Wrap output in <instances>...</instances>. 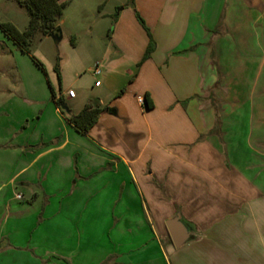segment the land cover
Listing matches in <instances>:
<instances>
[{"label":"crops","instance_id":"0c3cea01","mask_svg":"<svg viewBox=\"0 0 264 264\" xmlns=\"http://www.w3.org/2000/svg\"><path fill=\"white\" fill-rule=\"evenodd\" d=\"M134 4L151 57L147 34L136 63L105 54L100 86L79 97L62 76L73 114L109 109L87 135L37 65L46 80L1 112L0 264H264V0ZM116 33L121 62L135 39Z\"/></svg>","mask_w":264,"mask_h":264},{"label":"rangeland","instance_id":"374dc122","mask_svg":"<svg viewBox=\"0 0 264 264\" xmlns=\"http://www.w3.org/2000/svg\"><path fill=\"white\" fill-rule=\"evenodd\" d=\"M67 1L69 6L61 19L58 38L45 39L40 34L36 35L32 55L45 65L56 93L60 92L54 70V66L58 65L61 78L63 76L66 84H72V91L79 97L82 92L93 88L97 80L103 81V75L95 77L93 70L99 65L101 71H104L101 58L105 54L108 61H116L115 65L120 67L133 61L136 63L137 52L141 47L139 41L142 38L147 40V33L139 24L135 12L130 9V0ZM120 14L122 19L117 23ZM0 22L11 23L23 32L29 25V16L25 8L17 2L0 0ZM115 30L118 32L116 38L114 37L117 46L125 45V41H119L124 40L126 34L135 39L132 45L125 46L124 59L121 62H118V58L122 54L111 47ZM17 49L0 30V115L2 111L10 109L11 105L5 106L13 95L18 99L28 96L24 87L28 80L35 79L37 75L46 80L45 74L35 67L34 61L29 56L21 57ZM22 58L26 64L21 63ZM102 90L103 88L97 92Z\"/></svg>","mask_w":264,"mask_h":264},{"label":"trees","instance_id":"16d2710c","mask_svg":"<svg viewBox=\"0 0 264 264\" xmlns=\"http://www.w3.org/2000/svg\"><path fill=\"white\" fill-rule=\"evenodd\" d=\"M17 2L22 8H25L29 16V25L23 32L19 31L11 23H1V32L10 39L18 49L28 55L34 63L46 74L45 66L32 55L33 40L36 35L40 34L42 37H55L60 33V22L65 10L69 6L67 0H13ZM129 6L134 9L136 18L142 28L146 31L149 37V44L146 53L141 63L147 61L152 53L156 49V43L153 39L150 29L148 28L145 20L136 11L134 0H130ZM55 73L57 75L58 83L61 86L62 78L59 66H55ZM125 88H123L118 96L123 95ZM52 98L55 101L62 114L65 116L67 122L74 127V129L81 135H87L90 130L98 123L101 115L105 111H109L108 108L102 107L99 103L90 101L82 109L79 114H73L71 109L66 103L64 96H62V90L56 93L53 87H51ZM144 106L147 109H151L152 105L149 100V96L144 98ZM67 108L64 109L63 106Z\"/></svg>","mask_w":264,"mask_h":264},{"label":"water","instance_id":"95a60500","mask_svg":"<svg viewBox=\"0 0 264 264\" xmlns=\"http://www.w3.org/2000/svg\"><path fill=\"white\" fill-rule=\"evenodd\" d=\"M63 108L66 109L67 106L64 105ZM167 226H168V229L170 231L171 237L173 239V242L176 248H180L188 240H190V236L188 232L186 231L184 224L181 221L180 215H178L173 220L169 221L167 223Z\"/></svg>","mask_w":264,"mask_h":264},{"label":"built area","instance_id":"2783aa9c","mask_svg":"<svg viewBox=\"0 0 264 264\" xmlns=\"http://www.w3.org/2000/svg\"><path fill=\"white\" fill-rule=\"evenodd\" d=\"M93 74L95 75V77H99L101 74H102V71H101V68H100V66L98 65V66H96V68L93 70ZM100 82L98 81V82H96V86H100ZM68 96L70 97V98H74L75 97V93L73 92V91H69L68 92ZM139 102L142 104V105H144V99L143 98H139ZM19 198H21V197H19Z\"/></svg>","mask_w":264,"mask_h":264}]
</instances>
